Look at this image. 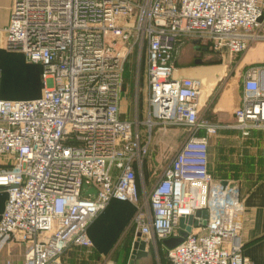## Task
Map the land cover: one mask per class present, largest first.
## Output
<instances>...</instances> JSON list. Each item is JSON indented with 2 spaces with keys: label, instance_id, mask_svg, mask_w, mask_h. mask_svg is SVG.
<instances>
[{
  "label": "built area",
  "instance_id": "obj_1",
  "mask_svg": "<svg viewBox=\"0 0 264 264\" xmlns=\"http://www.w3.org/2000/svg\"><path fill=\"white\" fill-rule=\"evenodd\" d=\"M263 27L264 0H12L5 44L41 65L44 89L0 99L8 164L0 252L24 244L22 264H74L62 254L92 247L87 227L115 198L135 205L132 224L146 243L178 236L181 217L207 210L205 225L167 249L169 264H252L239 185L210 172L209 150L220 128L244 138L264 129V64L244 71L234 120L214 124L199 117L211 90L201 102L202 78L178 74L176 58L186 41L238 55L264 38ZM135 44L145 50L144 131L120 115L123 63ZM168 124L189 135L145 204L141 165L153 132Z\"/></svg>",
  "mask_w": 264,
  "mask_h": 264
},
{
  "label": "crops",
  "instance_id": "obj_2",
  "mask_svg": "<svg viewBox=\"0 0 264 264\" xmlns=\"http://www.w3.org/2000/svg\"><path fill=\"white\" fill-rule=\"evenodd\" d=\"M11 4L12 0H0V99L35 98L40 96L44 89L41 65L27 61L21 51L9 49L5 44V29L9 22ZM250 47L251 45L241 56L240 68L245 64L263 61L252 58L243 60ZM194 61V64L200 63ZM176 67L177 73L181 75L195 73L194 67L180 65L179 61H176ZM208 84L209 80L205 82L203 97ZM226 84L227 82L220 90L212 108L214 113L227 117L226 121L221 120L220 123L234 120L233 111L239 105L241 98V94L234 87L225 88ZM212 140L215 142V154L211 162L209 158L210 172L224 181L239 180L238 185L245 206L242 216L243 253L252 264H264V129H254L250 136L244 138L237 130L220 128L210 139V145ZM252 149L259 150L260 155H257L256 151L253 153ZM251 156H254V160L259 159V156L262 158L256 162L251 160ZM7 167L6 157H0V169ZM144 168L147 172L148 163ZM230 169H234L236 173L231 174ZM7 197L6 188L0 187V217ZM134 213L133 203L112 198L89 223L87 235L92 241L91 251L98 259L97 261L107 259L109 262H116L128 249L131 252L132 243L136 237L132 224ZM25 249L24 244L8 246L0 252V264H4L8 257H11L15 263L22 264ZM67 250H74L78 254V258L73 257L72 254L67 256L68 261L78 260V264L83 262V257L80 255L84 251L82 247L72 246ZM84 261L86 262L87 259ZM148 262L146 256L132 259V264H148Z\"/></svg>",
  "mask_w": 264,
  "mask_h": 264
},
{
  "label": "rangeland",
  "instance_id": "obj_3",
  "mask_svg": "<svg viewBox=\"0 0 264 264\" xmlns=\"http://www.w3.org/2000/svg\"><path fill=\"white\" fill-rule=\"evenodd\" d=\"M261 32H264V27L259 33ZM250 45V50L243 60L252 58L254 60L261 59L263 61L245 64L240 68L241 56L244 52L231 56L226 51H222L221 53L216 52L210 45L208 46L207 43L201 44L195 42L193 44L189 41L184 43L183 47L179 51V64L183 66L201 68L200 74L209 72L204 78L203 88H205V82L209 80V84L206 86L207 88L204 92L205 96L210 90L211 93L199 113L200 118L207 119L214 124L222 122L221 120H227V117H221L212 110L214 101L219 95L223 85L227 82L225 88L229 87V89H231L234 87V89L241 94L243 72L250 66L264 64V38L256 39V41L252 42ZM193 60H195V63H200L194 64ZM145 67L146 61L144 47H140L135 44L123 63V83L120 93V115L124 119H136L140 121L139 128L143 131L145 129L143 121L146 119L147 112L145 101L147 94ZM227 130L233 131L232 129ZM188 135L189 127L174 124H168L166 130H157L156 132H153V144L151 146L150 153L144 158L141 165V172L143 174L140 178L142 182V201L145 204L147 203L152 185L161 176L164 168L170 163L181 143L188 137ZM213 140L210 145V162L212 156L215 154V142ZM252 151L253 153L256 151L257 155H260L258 153L259 150L252 149ZM261 158L262 157L259 156L260 160ZM259 159L254 160V156H251L252 161L259 162ZM146 163H148L147 172L144 170ZM230 171L231 174L236 173L234 169H230ZM236 182L239 184V180ZM179 233L183 234L184 230L180 229ZM82 248L84 251L83 253H80L83 257V262H81V264H107V262H109L107 259L97 261L98 259L91 251L92 247ZM167 249L168 248L163 243H160L157 240L148 242L146 244V258L149 261L148 264H169ZM74 252V250H66L62 254L61 258L68 261L67 256H70L71 254L73 257L78 258V254ZM129 252L130 250L128 249V251L124 252L123 256L117 259L116 262H110L113 264H132L131 252L130 254ZM85 259H87L86 262L84 261ZM77 262L78 260L72 263L78 264Z\"/></svg>",
  "mask_w": 264,
  "mask_h": 264
},
{
  "label": "water",
  "instance_id": "obj_4",
  "mask_svg": "<svg viewBox=\"0 0 264 264\" xmlns=\"http://www.w3.org/2000/svg\"><path fill=\"white\" fill-rule=\"evenodd\" d=\"M94 189H88L87 193L94 192ZM207 220V210L201 209L196 210L195 214L189 215L187 217H181L179 219L178 227L179 230H184L183 234H179L178 236H173L167 239H163L162 243L169 249L177 245L179 242L183 240V238L191 231L192 225L200 226L205 225ZM146 242L141 239L140 232H136V237L132 243L131 248V258L146 256Z\"/></svg>",
  "mask_w": 264,
  "mask_h": 264
},
{
  "label": "bare ground",
  "instance_id": "obj_5",
  "mask_svg": "<svg viewBox=\"0 0 264 264\" xmlns=\"http://www.w3.org/2000/svg\"><path fill=\"white\" fill-rule=\"evenodd\" d=\"M194 71H195L194 74L200 76L202 78L203 83H204V78H205L206 74H208L209 72H207L205 74H200L201 68H194ZM205 97H206L205 95L203 97V87H202V94H201V98H200L201 102L205 99Z\"/></svg>",
  "mask_w": 264,
  "mask_h": 264
},
{
  "label": "trees",
  "instance_id": "obj_6",
  "mask_svg": "<svg viewBox=\"0 0 264 264\" xmlns=\"http://www.w3.org/2000/svg\"><path fill=\"white\" fill-rule=\"evenodd\" d=\"M178 56H179V53L177 54V58H176L177 61H178ZM127 247H129V246H127Z\"/></svg>",
  "mask_w": 264,
  "mask_h": 264
}]
</instances>
